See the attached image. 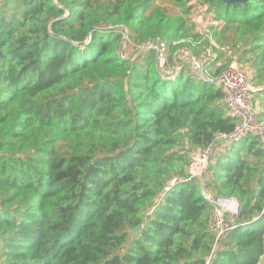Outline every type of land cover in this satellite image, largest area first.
I'll return each mask as SVG.
<instances>
[{
    "label": "trees",
    "instance_id": "trees-1",
    "mask_svg": "<svg viewBox=\"0 0 264 264\" xmlns=\"http://www.w3.org/2000/svg\"><path fill=\"white\" fill-rule=\"evenodd\" d=\"M164 1L180 13L156 0L0 1V264L208 260L212 208L183 148L237 121L219 83L173 60L174 42L191 35L189 3H205L223 22L213 38L262 84L264 0ZM218 60L202 67L209 80ZM212 174L215 195L239 209L209 264H264V144L231 145Z\"/></svg>",
    "mask_w": 264,
    "mask_h": 264
},
{
    "label": "built area",
    "instance_id": "built-area-1",
    "mask_svg": "<svg viewBox=\"0 0 264 264\" xmlns=\"http://www.w3.org/2000/svg\"><path fill=\"white\" fill-rule=\"evenodd\" d=\"M218 79L223 90L226 113L236 120L237 124L230 133L217 134L209 146L191 150V155L195 153V156L187 167L188 178L199 180L202 196L210 204L214 217L215 239L211 255L205 264H209L212 253L219 246L225 233L233 228L239 209V204L234 198L212 194L209 186L212 180V166L231 145L246 137H256L264 144V123L257 119L252 106V97L262 88L254 86L253 71L248 66L234 62L221 73ZM220 147L223 149L219 154Z\"/></svg>",
    "mask_w": 264,
    "mask_h": 264
},
{
    "label": "rangeland",
    "instance_id": "rangeland-1",
    "mask_svg": "<svg viewBox=\"0 0 264 264\" xmlns=\"http://www.w3.org/2000/svg\"><path fill=\"white\" fill-rule=\"evenodd\" d=\"M154 5H159L160 7H165L166 9L168 8L171 10L170 12H172V14L180 13L178 9L173 8L172 5L164 0H156ZM184 19L186 20V29L190 31L191 35L196 34V37L192 38L190 35L186 38H180L178 41L174 42V46L176 47V51L173 55L174 61L177 59L178 62H189L194 70H196L194 64H197L201 72L203 73V76L205 77H207V75L205 72H203L202 67H207L208 69L206 72L209 73L212 70L210 67V63L215 58L219 59L217 65H222L224 70L234 62L247 67V62H238L239 52L236 48L230 46V43L224 45L217 42L213 38V35L222 29L223 22L213 20V15L208 10V7L205 3L197 1L190 2L186 7V16ZM133 49L134 52L144 50L143 46L137 45H132V50ZM191 52L193 53V55L191 54ZM158 56L161 57L160 69L164 72L163 74H166V76H172L177 68L173 65V63L170 67L166 66L167 53L163 51L162 54L160 53L158 54ZM210 80L214 81L215 79ZM255 85L260 87V89L262 88V90L264 89V83L261 84L254 81V86ZM262 90H260V92H257V94L252 97V106L254 108L257 119L260 122L264 123V96L260 97L262 95ZM189 149L190 148L184 147L183 151H185L184 153L188 155L189 160H191L195 156V153L191 155L190 151L194 149ZM222 149L223 148L220 147L219 154L221 153ZM213 167L214 166H212V168ZM185 170L187 172V169ZM211 184L209 185L211 192L213 195H215ZM213 219V214L210 212L209 220L211 221V225L214 223ZM227 220H230L229 216L227 217Z\"/></svg>",
    "mask_w": 264,
    "mask_h": 264
},
{
    "label": "water",
    "instance_id": "water-1",
    "mask_svg": "<svg viewBox=\"0 0 264 264\" xmlns=\"http://www.w3.org/2000/svg\"><path fill=\"white\" fill-rule=\"evenodd\" d=\"M219 2L225 4L226 6H234V5H244L247 0H218ZM123 47V44L121 46V48ZM159 43H158V46H157V54H159ZM194 67L196 69V71L199 73V75H201L203 78L207 79V81L213 83V84H218L219 83V79H215L214 81H211L209 80L208 78H206L205 76H203V73L201 72L200 68L198 67L197 64H194ZM141 226H139L137 229H139ZM137 229L133 230L132 232L134 233Z\"/></svg>",
    "mask_w": 264,
    "mask_h": 264
}]
</instances>
